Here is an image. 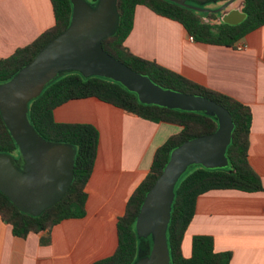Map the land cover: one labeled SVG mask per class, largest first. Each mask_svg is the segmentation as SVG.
<instances>
[{
	"label": "crops",
	"instance_id": "obj_1",
	"mask_svg": "<svg viewBox=\"0 0 264 264\" xmlns=\"http://www.w3.org/2000/svg\"><path fill=\"white\" fill-rule=\"evenodd\" d=\"M241 9L242 0H235L221 18L239 23ZM53 25L50 0H0V59L31 44ZM237 45L241 49L190 41L180 24L143 6L135 8L133 27L124 41L134 56L250 108L248 162L264 187V25ZM53 118L98 131L96 159L85 189L86 214L24 239L13 236L11 227L0 220V264H93L113 255L117 221L128 199L148 174L155 151L181 130L94 98L69 101L53 111ZM194 236L212 237L215 252L232 253L230 264H264V192L214 190L199 196L182 241L185 258L191 255Z\"/></svg>",
	"mask_w": 264,
	"mask_h": 264
},
{
	"label": "trees",
	"instance_id": "obj_2",
	"mask_svg": "<svg viewBox=\"0 0 264 264\" xmlns=\"http://www.w3.org/2000/svg\"><path fill=\"white\" fill-rule=\"evenodd\" d=\"M94 4L97 0H85ZM230 0H214L216 9ZM54 25L43 32L31 44L18 48L5 59H0V83L14 77L28 65L37 53L70 24L72 6L70 0H50ZM143 6L154 14L180 24L186 34L196 43L231 47L246 35L264 25V0H242L243 20L229 23L221 17L222 12L200 13L166 0H117L119 23L116 33L102 42V49L132 71L144 75L155 85L180 93L201 96L214 101L230 114L234 128L231 142L226 149L228 165L224 168L205 169L193 167L185 173L175 188L171 218L167 229L171 264H230L232 253L215 252L210 236H194L191 240V255H182L184 234L193 219L196 200L214 190H235L243 193L264 192L258 175L248 162L252 113L248 106L235 99L195 84L182 76L131 54L124 41L133 27L134 10ZM94 98L112 105L126 113L153 123H166L181 128L169 137L154 153L146 177L133 191L127 201L124 214L117 221V248L113 255L93 264H134L140 241L135 232V220L147 192L161 175L170 153L183 142L211 134L217 129L214 118L202 113L171 110L154 105L141 104L134 93L111 80L100 77L84 78L79 73H66L48 84L42 93L28 105V119L36 133L51 143L67 144L74 148L73 180L62 199L33 217L19 211L0 193V220L9 225L12 235L26 238L30 233L49 231L64 220L81 219L85 216L87 200L86 185L93 171L99 135L88 124L57 123L53 111L72 100ZM0 153L18 157V149L0 115ZM47 243L48 239L42 240Z\"/></svg>",
	"mask_w": 264,
	"mask_h": 264
},
{
	"label": "water",
	"instance_id": "obj_3",
	"mask_svg": "<svg viewBox=\"0 0 264 264\" xmlns=\"http://www.w3.org/2000/svg\"><path fill=\"white\" fill-rule=\"evenodd\" d=\"M166 1L200 13H219L235 0L214 11L202 9L214 0ZM70 4L72 14L67 29L14 77L0 83V115L19 154L16 161L13 156L0 153V193L22 213L36 217L57 204L68 191L73 180L74 148L44 140L28 119L29 103L66 73L111 80L134 93L144 105L202 113L216 120V131L187 140L172 150L135 220V232L142 243L134 264H171L167 229L176 185L195 166L218 169L228 165L226 149L234 128L232 118L214 101L162 89L104 52L102 42L118 28L117 0H97L94 4L70 0Z\"/></svg>",
	"mask_w": 264,
	"mask_h": 264
},
{
	"label": "rangeland",
	"instance_id": "obj_4",
	"mask_svg": "<svg viewBox=\"0 0 264 264\" xmlns=\"http://www.w3.org/2000/svg\"><path fill=\"white\" fill-rule=\"evenodd\" d=\"M190 5H192V6H197L195 3H193V2H190L189 3ZM202 9H208V10H211V11H214V10H216V3L215 2H208V3H206L205 5H203V8ZM18 157H15V160L16 161H18ZM193 169V168H192ZM192 169H190L188 172H191L192 171ZM142 242L140 241V244H141Z\"/></svg>",
	"mask_w": 264,
	"mask_h": 264
},
{
	"label": "built area",
	"instance_id": "obj_5",
	"mask_svg": "<svg viewBox=\"0 0 264 264\" xmlns=\"http://www.w3.org/2000/svg\"><path fill=\"white\" fill-rule=\"evenodd\" d=\"M189 39H190V41H193L191 37H189ZM235 47H237L238 49H241V47H240V46H238V45H237V46H235Z\"/></svg>",
	"mask_w": 264,
	"mask_h": 264
}]
</instances>
